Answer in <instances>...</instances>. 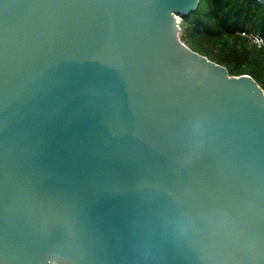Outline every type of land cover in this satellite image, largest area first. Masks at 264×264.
<instances>
[{
	"label": "water",
	"instance_id": "95a60500",
	"mask_svg": "<svg viewBox=\"0 0 264 264\" xmlns=\"http://www.w3.org/2000/svg\"><path fill=\"white\" fill-rule=\"evenodd\" d=\"M199 2L0 0V264H264V89Z\"/></svg>",
	"mask_w": 264,
	"mask_h": 264
},
{
	"label": "trees",
	"instance_id": "16d2710c",
	"mask_svg": "<svg viewBox=\"0 0 264 264\" xmlns=\"http://www.w3.org/2000/svg\"><path fill=\"white\" fill-rule=\"evenodd\" d=\"M181 38L193 50L227 67L234 76L250 75L264 89V51L243 31L264 37V4L259 0H200L183 17Z\"/></svg>",
	"mask_w": 264,
	"mask_h": 264
},
{
	"label": "built area",
	"instance_id": "2783aa9c",
	"mask_svg": "<svg viewBox=\"0 0 264 264\" xmlns=\"http://www.w3.org/2000/svg\"><path fill=\"white\" fill-rule=\"evenodd\" d=\"M242 35L245 36L251 44L255 45L260 49H263L264 51V37L262 35L249 31H243Z\"/></svg>",
	"mask_w": 264,
	"mask_h": 264
},
{
	"label": "rangeland",
	"instance_id": "374dc122",
	"mask_svg": "<svg viewBox=\"0 0 264 264\" xmlns=\"http://www.w3.org/2000/svg\"><path fill=\"white\" fill-rule=\"evenodd\" d=\"M179 17V19L182 21V18L180 17V16H178ZM182 24V23H181ZM181 26V25H180ZM183 27H181V35H182V31H183V29H182Z\"/></svg>",
	"mask_w": 264,
	"mask_h": 264
}]
</instances>
